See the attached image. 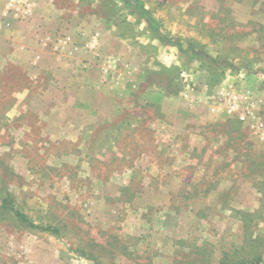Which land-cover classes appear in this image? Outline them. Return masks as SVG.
Segmentation results:
<instances>
[{"label":"rangeland","instance_id":"374dc122","mask_svg":"<svg viewBox=\"0 0 264 264\" xmlns=\"http://www.w3.org/2000/svg\"><path fill=\"white\" fill-rule=\"evenodd\" d=\"M16 95L0 264H264V0H0Z\"/></svg>","mask_w":264,"mask_h":264},{"label":"crops","instance_id":"0c3cea01","mask_svg":"<svg viewBox=\"0 0 264 264\" xmlns=\"http://www.w3.org/2000/svg\"><path fill=\"white\" fill-rule=\"evenodd\" d=\"M23 92V91H22ZM24 96H25V94H24ZM15 100H16V102L18 101V102H21V103H24V101H25V98H23V99H21V98H18V96L16 95L14 98H13V103H12V105L10 106V107H6V108H2V110H1V117L3 118V117H5V115H7L9 112H11L12 110H14L13 109V104H14V102H15Z\"/></svg>","mask_w":264,"mask_h":264},{"label":"built area","instance_id":"2783aa9c","mask_svg":"<svg viewBox=\"0 0 264 264\" xmlns=\"http://www.w3.org/2000/svg\"><path fill=\"white\" fill-rule=\"evenodd\" d=\"M183 75V74H182ZM185 95H187V92H185ZM233 98H231L230 100H232V101H230V102H232V103H229V110H233L235 107H234V105L236 106V103H235V97L234 96H232ZM239 116V118L241 119V120H244V118H245V116L244 115H238Z\"/></svg>","mask_w":264,"mask_h":264},{"label":"trees","instance_id":"16d2710c","mask_svg":"<svg viewBox=\"0 0 264 264\" xmlns=\"http://www.w3.org/2000/svg\"><path fill=\"white\" fill-rule=\"evenodd\" d=\"M15 214H16L17 217H19L20 219H22V221H27L24 215H22V214H20L18 212H15ZM28 225L29 226H33V224H31L30 222H28Z\"/></svg>","mask_w":264,"mask_h":264}]
</instances>
